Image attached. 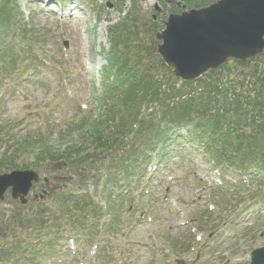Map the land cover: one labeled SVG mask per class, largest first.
Returning a JSON list of instances; mask_svg holds the SVG:
<instances>
[{
  "label": "rangeland",
  "instance_id": "obj_1",
  "mask_svg": "<svg viewBox=\"0 0 264 264\" xmlns=\"http://www.w3.org/2000/svg\"><path fill=\"white\" fill-rule=\"evenodd\" d=\"M177 1L189 9H198L216 0H188V4L183 0ZM1 3L3 0H0ZM51 5L52 2L44 5L41 0H17L21 17L27 25L25 28L20 23L21 29L43 34V43L38 50L45 55L42 60H49L53 66L48 70L50 73L42 68L37 76L26 75L28 77L16 83L9 93L0 89L3 97L0 103V128L6 127V132L15 141L25 138L32 144H40L39 136H43L52 147L58 149L63 140L61 134L64 130L71 133L75 129L81 109L86 110L83 113L86 118L97 119L103 111L108 110L110 104L115 103V99L106 98L102 103L95 104L91 96L92 88L100 91L98 73L106 64L110 46L114 44L116 48L120 45V42L116 45L112 41L114 36L121 33V39L128 38L135 43L131 51L140 64L135 58L133 62L143 74L150 68V63H163L156 53L158 42L155 34L164 29V22L172 11L180 13V8L172 0H68L63 5H57L55 12L50 13L46 8ZM135 23L137 25L133 26ZM65 41L68 42L67 48L64 47ZM115 53L113 58L121 62L120 52L115 50ZM222 70L224 74L229 71ZM11 145H1L0 151ZM23 158L21 155L19 162ZM35 159L34 154L25 157L22 168L30 169L29 165L35 163ZM200 166V160L196 158L182 160L172 157L168 164L157 169L155 175L146 176L137 187L141 190V186L147 184L140 195L132 193L126 200L119 198L123 222L121 228L114 226L113 230L106 231L103 227L102 232L91 241H86L81 235L78 237L82 240L78 242L60 241L61 246L57 248L60 255L53 261H40V264H249L251 251L264 247V201L245 207L237 206V211L229 215L215 194L220 177L217 172L208 173ZM52 167L48 165L46 173L39 172L49 183L46 187L40 185L29 194L28 205L33 206L31 199L34 194L42 189L50 190L41 204L48 209L43 207L40 214L44 212L48 215L47 227L51 228L52 233H61L67 238L62 231L63 226L61 230L57 228L56 223H61L60 219L65 215L61 211L54 214L56 194L52 190L60 184L62 191L68 179L63 177L54 181L57 173L52 171ZM58 174L67 175L62 171H58ZM235 186L244 190L239 184ZM256 187V183L249 186L250 189ZM67 188H71V184ZM99 197L100 194L96 195L97 202L100 201ZM114 201L111 200V204ZM215 201L219 204V216L205 225L209 219L207 212L211 216L216 212L213 208ZM99 203L105 206V202ZM19 208L7 193L6 200L0 203V218L5 220L7 214L23 211ZM203 211H207L201 215L205 223L196 219ZM20 219L27 229L33 230L30 215L25 214L16 220ZM108 220L110 217H102L101 223L107 224ZM57 235L51 234L53 237ZM15 237H19L18 233ZM176 242L189 245V250L184 252L177 246L176 252L173 247ZM9 244H14V240L9 235L7 238L0 226V252ZM38 244L35 243V246Z\"/></svg>",
  "mask_w": 264,
  "mask_h": 264
},
{
  "label": "trees",
  "instance_id": "obj_2",
  "mask_svg": "<svg viewBox=\"0 0 264 264\" xmlns=\"http://www.w3.org/2000/svg\"><path fill=\"white\" fill-rule=\"evenodd\" d=\"M183 2L188 4V0ZM20 23L26 28L16 0H3L0 89L7 93L26 75L37 76L46 67L36 53L43 34L22 30ZM121 36V33L114 36L112 41L120 45L114 48L112 44L107 53V72L114 77L113 81L103 82V93L107 100L115 99V103L97 119L83 115L71 133L64 130L58 149L43 136H39L40 144H32L25 138L15 141L6 127H1L0 147L5 143L12 145L0 151V174L23 169L24 159L30 154L36 157L30 169L46 173L49 165L57 175L58 171L65 172L66 176H54V181L67 177L72 183L70 190L55 193L54 214L61 211L65 215L61 223H56L57 228L61 230L63 226V232H78L75 230L78 229L89 236L98 229L101 216L116 213L111 204L113 197L129 195L127 191L120 194L124 185L127 189L135 186L136 192L147 175H154L148 170L151 165L166 164L183 147H189L196 157L203 155L202 165L209 167L210 172L216 170L224 187L229 186L223 180L225 177L234 179L237 174L244 177L246 184L241 181L240 184L247 189L237 194L241 202L264 199L263 189H249L250 184L264 179V55L246 63L231 62L195 82H182L174 78L169 68H161V62L150 63V68L140 74L137 65L140 62L131 51L135 43ZM115 50L123 59L119 63L113 58ZM222 69L229 71L224 74ZM92 96L95 97L94 92ZM103 101L96 97V103ZM73 134L77 138L72 139ZM21 155L24 158L19 162ZM99 182L104 185L99 194L105 208L93 202L86 188L88 183H94L96 195ZM222 202L230 205L231 200L225 197ZM41 204L23 208L6 221V229L19 225L21 231V237L14 239L15 249L6 248L10 251H6V257L13 264L36 260L39 251L29 247L33 235L52 233L47 227L48 215L40 214L44 207ZM25 214L33 218L31 232L21 219L16 220ZM177 246L183 251L188 248Z\"/></svg>",
  "mask_w": 264,
  "mask_h": 264
},
{
  "label": "water",
  "instance_id": "obj_3",
  "mask_svg": "<svg viewBox=\"0 0 264 264\" xmlns=\"http://www.w3.org/2000/svg\"><path fill=\"white\" fill-rule=\"evenodd\" d=\"M180 13H172L158 32L156 48L174 76L193 81L230 60L245 63L264 54V0H216L207 7L189 9L177 0ZM39 177L33 171L0 175V199L7 189L24 197ZM251 264H264V249L251 254Z\"/></svg>",
  "mask_w": 264,
  "mask_h": 264
}]
</instances>
